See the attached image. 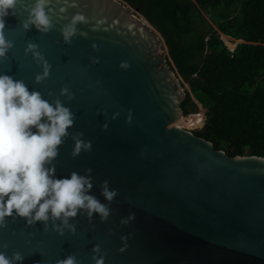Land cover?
I'll return each instance as SVG.
<instances>
[{
    "label": "water",
    "instance_id": "obj_1",
    "mask_svg": "<svg viewBox=\"0 0 264 264\" xmlns=\"http://www.w3.org/2000/svg\"><path fill=\"white\" fill-rule=\"evenodd\" d=\"M34 3L18 0L16 15L6 18L13 48L0 60V74L23 80L49 102L60 97L75 114L70 134L83 133L92 142L91 152L73 157L69 136L54 161L56 177L91 168L90 194L107 203L100 195L107 180L118 196L106 222L87 214L70 220L75 235L6 217L0 251L9 257L19 252L21 264H57L68 255L78 264H95L96 245L106 254L104 264H264V157H232L195 131L180 129L187 88L157 28L124 0H49L53 28L25 32L21 25ZM77 14L87 23L77 24L67 45L61 29ZM30 43L50 65L39 83L35 77L44 64L27 52ZM65 87L74 99L60 96ZM130 213L135 220L122 223Z\"/></svg>",
    "mask_w": 264,
    "mask_h": 264
},
{
    "label": "clouds",
    "instance_id": "obj_2",
    "mask_svg": "<svg viewBox=\"0 0 264 264\" xmlns=\"http://www.w3.org/2000/svg\"><path fill=\"white\" fill-rule=\"evenodd\" d=\"M17 3L18 0H0V60L7 59L6 54L13 48V43L5 36V21L7 17L16 15ZM48 3L49 0H35L21 25L25 32L35 27L39 33L47 34L53 28L46 11ZM78 23L87 21L77 14L71 23L61 29L65 44L70 45L77 36ZM27 52L32 53L37 62L44 64L43 74L36 75V82L45 80L50 65L38 51V46L30 43ZM121 67L127 68L128 65L122 64ZM48 95L52 96L53 93L49 92ZM60 96L74 99L67 87L61 89ZM128 120L130 122L131 116ZM74 122L75 114L64 106L60 97L49 102L39 91H29L23 80L0 74V228L7 227L6 217H11L12 222L23 218L30 226L42 223L45 231L49 230L51 224V230L60 235H64L65 229L75 235L76 225L70 220H74L78 214H87L89 218L96 215L102 223L108 220L112 211L110 205L118 196L117 190H110L109 181L104 180L101 184L100 195L107 202L102 203L90 194L93 190L91 168L85 169L84 175L75 171L64 178L55 175L54 161L59 155V148L69 136L74 142L73 157L92 150V142L85 141L83 133L70 134L69 129ZM104 130H107V125H104ZM134 220L135 213H130L122 223L128 224ZM3 247L7 249V245ZM126 248L125 243L120 251ZM93 253L100 257L93 255L95 264H104L106 254L101 253L99 245L93 248ZM23 259L19 252L9 257L5 251H0V264H21ZM57 264H78V261L74 255H68L58 260Z\"/></svg>",
    "mask_w": 264,
    "mask_h": 264
},
{
    "label": "trees",
    "instance_id": "obj_3",
    "mask_svg": "<svg viewBox=\"0 0 264 264\" xmlns=\"http://www.w3.org/2000/svg\"><path fill=\"white\" fill-rule=\"evenodd\" d=\"M124 1L166 39L191 87L185 115L207 109L196 134L232 157H264V0ZM224 35L244 42L233 51Z\"/></svg>",
    "mask_w": 264,
    "mask_h": 264
},
{
    "label": "rangeland",
    "instance_id": "obj_4",
    "mask_svg": "<svg viewBox=\"0 0 264 264\" xmlns=\"http://www.w3.org/2000/svg\"><path fill=\"white\" fill-rule=\"evenodd\" d=\"M206 15V14H205ZM211 22V24L213 25V26H215L216 27V25H215V23L214 22H212V21H210ZM233 42H235V44L237 45V44H240V43H242V42H240V41H236V40H233ZM165 45H166V43H165ZM232 48V47H231ZM165 49H166V53H167V57L169 58V60L171 61V63H172V66L173 67H175L174 69L177 71V73L180 75V78H181V80H182V83H183V85L188 89V90H190L191 91V87H190V84L185 80V78L180 74V72H179V69H178V67H177V65H176V63H175V61L173 60V58H172V56H171V54H170V48L166 45V47H165ZM204 109L203 110H200V112H202V113H204ZM190 117V116H189ZM186 118H188V117H186ZM185 122L186 123H181V125L183 124H185V125H187L186 126V129H189V130H194L195 132L196 131H199V130H197V129H200V128H191V127H189L190 125H194V124H189V123H187V121L185 120Z\"/></svg>",
    "mask_w": 264,
    "mask_h": 264
},
{
    "label": "bare ground",
    "instance_id": "obj_5",
    "mask_svg": "<svg viewBox=\"0 0 264 264\" xmlns=\"http://www.w3.org/2000/svg\"><path fill=\"white\" fill-rule=\"evenodd\" d=\"M224 38L226 39V41H227V43L230 45V47H232L233 49L236 47V44H235V42H233V39H231L230 37H228V36H224ZM184 118L185 117H183V118H181V123H186L185 122V120H184ZM201 117H194V116H191V121H190V123L191 124H194L191 128H200V127H202V123H201ZM184 120V121H183ZM186 126L187 125H180V129H186ZM187 130H189V129H187ZM198 130V129H197Z\"/></svg>",
    "mask_w": 264,
    "mask_h": 264
},
{
    "label": "built area",
    "instance_id": "obj_6",
    "mask_svg": "<svg viewBox=\"0 0 264 264\" xmlns=\"http://www.w3.org/2000/svg\"><path fill=\"white\" fill-rule=\"evenodd\" d=\"M190 116L201 117L200 120H201V123H202V127L199 129V131H202L205 128L206 121H207L206 110L204 111V113L199 111V113L191 114Z\"/></svg>",
    "mask_w": 264,
    "mask_h": 264
}]
</instances>
